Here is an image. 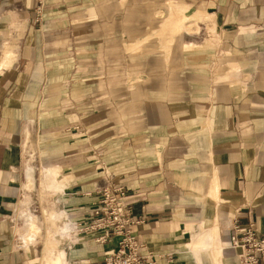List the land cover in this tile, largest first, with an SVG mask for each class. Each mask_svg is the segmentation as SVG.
<instances>
[{
    "label": "crops",
    "instance_id": "obj_1",
    "mask_svg": "<svg viewBox=\"0 0 264 264\" xmlns=\"http://www.w3.org/2000/svg\"><path fill=\"white\" fill-rule=\"evenodd\" d=\"M166 1L0 0L3 264H105L121 238L71 222L109 179L157 264H242L234 226L264 232V0Z\"/></svg>",
    "mask_w": 264,
    "mask_h": 264
},
{
    "label": "built area",
    "instance_id": "obj_2",
    "mask_svg": "<svg viewBox=\"0 0 264 264\" xmlns=\"http://www.w3.org/2000/svg\"><path fill=\"white\" fill-rule=\"evenodd\" d=\"M124 194L123 187L109 179L99 191V200L89 220L78 224L71 222L75 224L74 234L99 232L94 237L97 242L120 237L118 248L106 258L105 264H157L154 255L144 253V245L139 244L132 233L131 226L139 221L131 218ZM231 242L234 248L242 250V264H264V232L260 233L255 223L236 224ZM0 264H3L1 256Z\"/></svg>",
    "mask_w": 264,
    "mask_h": 264
},
{
    "label": "rangeland",
    "instance_id": "obj_3",
    "mask_svg": "<svg viewBox=\"0 0 264 264\" xmlns=\"http://www.w3.org/2000/svg\"><path fill=\"white\" fill-rule=\"evenodd\" d=\"M154 1L155 0H146V3H144L145 4V8L143 7V6H140L142 3H143V0H130V6H129V10H130V13L131 14H134V15H136V14H138V12H140L141 10H144V13H145V15L146 16H152L151 15V13H149V12H152L153 10V8H154V5H155V3H154ZM162 1H164V0H162ZM169 1V0H168ZM168 1H166V2H163L162 3V9L160 10V11H158L157 13H156V15H157V17H159V18H162V20H161V22L164 20V18H165V16L167 15V13H168V10H169V8H168ZM183 1V0H182ZM184 2L185 3H187L185 0H184ZM189 2V6L191 7V6H193L192 5V3H191V1H188ZM42 7H43V4L41 3L38 7H37V21H41L42 20V18H43V14H42ZM192 9H194V7L192 8ZM191 11V10H190ZM158 18V19H159ZM146 19V18H145ZM150 20V19H149ZM145 21H147L148 22V19H146ZM152 22V20L150 21V23ZM148 25V24H147ZM152 25L153 24H151V27H152ZM153 36L151 35V36H149V35H147L146 36V40H148L149 38L151 39ZM163 49H165V44H163ZM170 50V49H169ZM167 51V56L169 57L170 55H169V53H170V51ZM24 227V226H23ZM39 234V233H38ZM51 234H47L46 235V241H45V246H46V242H47V240H48V237L50 236ZM52 241V240H51ZM56 245V242H50V247H53L54 248V246ZM57 247V246H56Z\"/></svg>",
    "mask_w": 264,
    "mask_h": 264
},
{
    "label": "bare ground",
    "instance_id": "obj_4",
    "mask_svg": "<svg viewBox=\"0 0 264 264\" xmlns=\"http://www.w3.org/2000/svg\"><path fill=\"white\" fill-rule=\"evenodd\" d=\"M26 222H27V226H28V225H30V221H29V218H28V220H27Z\"/></svg>",
    "mask_w": 264,
    "mask_h": 264
}]
</instances>
